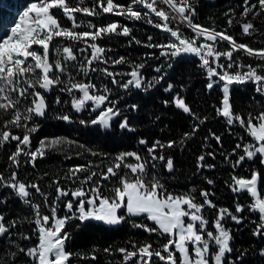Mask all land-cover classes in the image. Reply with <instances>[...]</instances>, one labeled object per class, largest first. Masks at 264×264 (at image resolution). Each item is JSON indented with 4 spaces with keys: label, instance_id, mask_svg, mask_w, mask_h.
Returning <instances> with one entry per match:
<instances>
[{
    "label": "trees",
    "instance_id": "16d2710c",
    "mask_svg": "<svg viewBox=\"0 0 264 264\" xmlns=\"http://www.w3.org/2000/svg\"><path fill=\"white\" fill-rule=\"evenodd\" d=\"M35 1L37 0H0V38L6 36L14 25L17 13ZM67 2L72 7L92 8L97 6L99 0H67ZM113 2L125 7L132 5L141 13L148 11L142 5H133L132 0H113ZM191 3L195 8L193 23L210 29L215 28L218 32H226L238 44H245L255 50L264 49V12L259 8L258 0H249L250 4H256L257 7L247 16L243 15L247 7L244 0H191ZM160 7L166 8L165 5ZM96 10L100 12L98 7ZM54 14L59 18L62 26L72 27V22L63 15L62 11L54 10ZM74 15L77 23L82 25L76 31H94L95 29L87 27L89 22L96 27L118 23L131 29L130 36L110 34L95 41L106 50L103 56L108 63L94 62L92 68L97 70H89L87 73L80 70V62L87 67L86 59L91 56V49L87 44L63 38L55 39L58 48L71 46L77 57L74 61L63 63L67 71L58 74L61 80L68 81L71 77L74 82L92 83L102 89L107 87L109 93L113 94L112 100L122 107L123 113L114 116L108 128L94 125L91 121L95 119L92 117L98 109L93 110V106L89 105L90 102L80 111L74 109L73 94L78 92L69 94L67 91H62L65 84L61 83L54 86L50 90L51 93L46 94L47 97L52 94L53 101H47L45 117L42 119L34 117L28 122L29 127L37 126V131L31 133V150H35L40 141L46 138L62 137L66 141L74 138L96 152L115 154L130 151L139 154L145 160H150L148 148L159 141L165 147H158L156 154L164 155L166 158L171 157L174 170L169 172L165 167V161L156 160L154 161L156 168L153 169L149 165V173H155L168 192L190 195L195 197V202L198 204L204 203L201 192H208V199L216 207L205 206L203 215L209 221L211 228L221 208L228 209L241 219L240 223L229 217L222 221L232 236L230 247L233 250L227 253L228 264H264V255H261L264 251V235L254 234L260 223L259 214L250 209L254 198L246 191L232 190L233 176L250 179L255 171L260 174L258 191L264 196V166L260 158L256 157L252 160L246 158L239 166L233 167L239 157L244 155L243 147L238 149L236 145L252 143V138L238 122L229 125L223 116L217 114V109L222 107L223 85L220 83L223 82H220L218 77H212L210 80L207 69L202 67L200 57L195 54L182 53L177 57H171L161 55L162 52L169 51L167 49L150 47L149 45H166L174 40L169 33L155 27V24L161 21L154 14L140 20L128 19L126 16L112 13H101L96 16L82 13ZM149 19L153 23H148ZM229 19L233 21L231 26L228 24ZM249 22L253 24L255 31L250 30L251 34L245 35L242 25ZM170 27H179L186 37L194 36L186 23L173 21ZM88 42L92 43L91 40ZM200 42H203V37L198 41ZM78 47L86 51L76 53ZM216 47L221 52L231 48L227 41L218 43ZM52 49L51 44L50 56ZM121 57L124 58V63H113ZM221 59L219 62L224 65L230 62L224 57ZM231 62L234 63V67L228 69L230 73L247 71L246 67H236V64L253 67L264 65V61L248 56L243 49L233 52ZM140 64L144 65L140 73L145 82L151 81L153 77L163 76V79L154 83L152 87L138 89L130 86L124 89L120 84H113L112 78L101 71L107 68L110 72L119 73L116 79L122 84L130 79L126 73ZM160 66L163 68L158 73L155 69ZM210 82H214L211 89L207 87ZM169 85H172V89L167 91ZM256 89L257 85L251 81L234 83L229 88L232 110L245 120L249 113L257 116L264 111V92H258ZM177 95L184 99L185 104L199 119H194L175 106L174 97ZM56 97L59 98V103L56 102ZM26 102H23L25 106H27ZM133 105L136 107L133 108ZM65 115L69 120L60 118ZM205 117L207 119L200 123ZM10 118L11 113L0 114V131L9 130L22 138L24 129L11 126L8 129L4 128V122ZM125 118L129 127L122 129L120 124ZM194 127H197L196 131H193ZM186 133L190 135L186 137ZM216 136L220 137L219 141L215 139ZM141 140L147 143L141 144ZM170 141L175 142L171 148L166 146ZM16 145L17 141L10 140L0 146V175L4 177V180L0 181V215L5 217V225L10 226L11 222L16 221V226L12 227L15 237L0 238V264H33V259L26 255V252L37 245V238L32 239V235L35 237L37 234L34 224L35 214L30 205L25 204L12 188L6 186L5 182H11L12 174L15 172L18 181L26 185L38 184L41 191L48 194L47 206L44 198L37 194L35 189H29L31 195L27 199L39 204L41 213L46 215L47 209L56 202L54 180H59V186L69 190L70 197H72L71 191L76 189L65 186L69 182L66 176L68 169L73 165V160H63L59 155L60 146H57L55 149L47 150L43 158H38L35 167L28 162L30 157L21 155L17 167L10 160V156L16 151ZM201 156L204 157L203 161L198 159ZM209 165L213 167H208ZM209 180L213 183L209 184ZM64 198L66 197H61ZM237 204L244 207L243 212H236ZM57 213L59 215V211ZM122 216L124 219L120 223L112 225L94 220L69 221L66 231L70 239L65 243V250L73 253L70 264H142L139 255L125 261L124 254L118 249L137 251L145 244H151L153 252L160 251L165 255L162 246L167 243V236H161L158 232L149 233L142 227H136V225L154 227L151 221L142 216L126 214ZM25 236L29 239H25ZM21 248L25 251L21 252ZM105 249L110 250L106 252ZM150 264H166V262L153 256Z\"/></svg>",
    "mask_w": 264,
    "mask_h": 264
},
{
    "label": "snow or ice",
    "instance_id": "6c2138e0",
    "mask_svg": "<svg viewBox=\"0 0 264 264\" xmlns=\"http://www.w3.org/2000/svg\"><path fill=\"white\" fill-rule=\"evenodd\" d=\"M133 5H142L148 11L141 13L133 8L132 5L127 7L114 4L113 0H99L96 7L100 9L97 12L96 7H72L67 0H37L31 3L23 14L20 20L14 27L10 29V33L0 38V114L11 113V118L4 122V128L9 126L24 129L23 137L12 134L9 130L0 131V146L5 143L17 141L16 151L10 156V160L17 167L19 166V157L21 155L30 157L29 163L35 167V162L38 158H43L46 151L55 149L63 143H70L65 138L59 137L54 139L41 140L39 146L35 150H31V133L37 131V126L29 127L28 122L34 117H43L46 115L47 103L41 89L44 92L50 91L54 86L61 83L65 84L62 91H67L69 94L74 91L81 93L78 98L74 97L72 106L77 111H80L88 106L91 102L95 109H99V115L91 121L94 125H100L104 128L110 126V121L114 116L120 115L119 110L112 106H105L109 100V89H103L104 94H96L99 90L92 83L74 82L70 77L68 81H62L60 75L64 74L67 69L59 61L50 62V45L56 38H63L72 42H84L91 49V56L86 59L87 67L81 65V71L87 73L89 70L96 71L92 68L94 62L108 63L104 59L103 54L105 49L99 46L95 41L103 39L104 36L110 34L130 36L131 29L127 26H121L118 23H110L106 26L96 27L92 23H88L89 29L94 31H76L82 25L77 23L75 13H82L87 16H96L101 13H112L118 16H126L128 19L140 20L154 14L158 17L161 23H156L155 27L162 29L170 34L173 41L166 45H149L150 47H160L169 51L162 52L161 55H169L177 57L182 53H191L200 57L202 67L207 69V74L211 80L212 77H218L220 82H223V99L222 107L217 109V114L223 116L229 125L238 122L245 129L247 134L252 138L253 143L237 144L236 148L243 147L244 155H241L233 167L239 166L246 158L252 160L259 157L261 163H264V111L257 116L249 113L247 120L241 115L234 113L229 98V88L234 83L241 84L251 81L257 85L258 92H264V65H240L236 67H246V72L230 73L228 69L234 67L231 62L233 52L243 49L248 56H254L259 60L264 61V49L255 50L245 44H238L234 38L226 32H218L215 28H207L202 25L193 23L195 16V8L191 0H132ZM245 7L243 15L247 16L257 7L256 4H250L249 0H244ZM261 12H264V0H258ZM165 5V7H160ZM54 10H60L63 15L72 22V27H64L60 23L59 18L54 14ZM259 13H257L258 15ZM179 21L181 24L187 25L192 30L194 36L186 37L179 27H170V23ZM148 23H153L151 19ZM232 19H229L228 24L231 26ZM121 29L117 31V29ZM242 30L245 35H250L255 28L252 23L242 25ZM203 37V42L198 43ZM151 40V37H149ZM91 40L92 43L88 41ZM227 41L231 48L227 51H219L216 45L220 42ZM211 42V43H209ZM139 43V41H137ZM36 46V47H34ZM37 48L42 49L38 51ZM81 52L86 49H80ZM60 54V50H57ZM63 59L65 61H74L77 59L71 46H65L62 49ZM224 57L230 61L227 65L220 63V58ZM124 58L113 61L115 64L124 63ZM215 64V67H213ZM143 64L136 65L133 70L126 73L130 77L126 82L120 83L116 76L119 73H113L105 69H101L107 76L112 78L113 84H120V87L128 89L130 86L135 88L152 87L154 83L163 79V76L153 77L151 81L145 82L144 77L140 73ZM171 67V65H169ZM163 66L157 67L156 72H161ZM220 69V71H217ZM214 82H210L207 87L211 89ZM172 89L169 85L167 91ZM31 90V91H30ZM27 101V106L24 105ZM57 98V103H59ZM175 106L183 112L188 113L194 119H199L193 113L189 106L185 104L182 97L177 95L174 97ZM111 103V102H110ZM167 103V102H165ZM133 108L136 106L133 105ZM63 120H69L67 115L60 117ZM200 120V123H203ZM84 123V121H81ZM122 129L129 127L128 121L125 118L120 124ZM131 130V129H130ZM197 127L193 128L196 131ZM186 133L185 136H189ZM215 139L219 141L220 137ZM141 144H146L144 140ZM175 142L170 141L166 146L171 148ZM163 148L165 145L157 141L152 147L148 148L150 160H145L135 152L121 153L116 158L114 163L107 167L106 172H101L100 179L93 182V178L97 176L96 172L90 174L80 180L81 187L71 191L73 200H69L65 204V208L71 215L60 217L57 215V207L51 205V215H43L40 211V205L32 203L27 199L31 193L29 189H35V192L44 198L47 206L48 194L41 191L38 184H28L17 180L14 172L11 177V182H5L7 187L12 188L16 194L29 204L35 214L34 224L38 233V244L35 247L29 248L26 255L33 258L36 264H70V259L73 253L65 250V243L70 239L69 233L66 231V225L69 221L76 219L79 221L96 220L102 221L105 224H118L124 217L118 215L119 210H126L129 216L144 217L148 221L153 222L154 227L147 225H136L142 227L146 232L159 233L161 236H167L168 240L163 247V252L167 255H162L160 251L153 252L151 244H145L137 251H128L127 249H118L124 254V260L129 261L133 257L139 255L142 264H150L153 256L165 261L166 264H177V253L179 254V264H227L225 260L226 253L232 252L230 241L232 239L230 230L226 229L222 221L229 217L236 223H240L241 219L233 215L228 209H219L217 218L212 222V227L215 232L208 230L209 221L203 215L205 206L215 208L209 199V193L202 191L204 203L198 204L195 202V197L187 194H173L168 192L160 178L155 174L149 173V165L155 169L154 161H165V167L169 172L174 170V164L171 157L166 158L164 155H157L156 149ZM235 152V149L233 150ZM96 153H93L95 155ZM133 158L136 163L126 162V158ZM200 161L204 160L201 156ZM203 166V165H200ZM208 167H213L209 165ZM121 168L127 169L121 175ZM88 171L87 168L79 166L69 169L66 176L68 179H80L77 175L80 172ZM118 177V184L113 186L110 191L111 196L102 194L101 181H107L111 178ZM260 174L253 172L251 178H243L233 176L232 190L234 192L246 191L254 198V203L250 205L252 211L259 213L260 223L254 232L255 235H264L261 229H264V198L258 191V181ZM4 177L0 175V181ZM56 185V201L61 197H67L69 190L59 186V180H54ZM93 183V186L85 189L83 185ZM209 184L213 181L209 180ZM75 205V210H74ZM236 212L244 211V207L240 204L236 205ZM187 218V221H186ZM11 227L16 226V221L11 222ZM9 228L5 226V217L0 215V236L8 233ZM29 239L28 236L24 237ZM213 245L215 247H213ZM135 247V246H134ZM110 249H105L108 252ZM21 252L25 251L20 249ZM264 255V251L261 252Z\"/></svg>",
    "mask_w": 264,
    "mask_h": 264
},
{
    "label": "rangeland",
    "instance_id": "374dc122",
    "mask_svg": "<svg viewBox=\"0 0 264 264\" xmlns=\"http://www.w3.org/2000/svg\"><path fill=\"white\" fill-rule=\"evenodd\" d=\"M35 2H37V1H35ZM27 7H23V9L18 13L17 18L15 19V25H16V23L19 22L20 16L23 14V12L26 10ZM52 46H53V49L51 50L52 56L49 57L50 62H55L57 60H59L62 64L67 63V62H71V61H65L63 59V53H62L63 48H58L56 46V40L55 39L52 42ZM34 47H36V46H34ZM58 49L60 50V54H58V52H57ZM80 49H82V48L78 47L76 53H80L81 52ZM37 50L42 52V49L37 48ZM220 60H222V59L220 58ZM81 64H82V62H80V67H81ZM213 67H215V64H213ZM56 74L58 75L59 73H56ZM220 84L223 85V83H220ZM96 89L99 90L96 94H104L103 89L101 87H96ZM37 90L41 91V93L44 95V97H45V99H47V101H49V102H50V100L53 101V95L52 94L50 97L46 96V94L51 93L50 91L44 92L41 89H37ZM73 95H74V97L78 98L82 94L78 92V93L73 94ZM112 96H113V94L108 93L109 100L106 101L105 106H112V104L114 103V101L112 100ZM26 103H28V102H26ZM89 105L93 106L92 109L95 108V106L91 102ZM114 105H115V108L119 110L120 115H122V113H123L122 107L118 106L117 103H114ZM99 111L100 110L98 109V112L92 118L96 119V117L99 115ZM87 112H89V110ZM77 119L78 118L76 117L75 120H77ZM68 141L70 143L66 142V143L59 145L60 146L59 155L61 156V158L63 160H65V159L73 160V165L69 169H73V168H76L79 166H83V167L88 169V171L80 172L77 174L80 177V179H69V182H67L65 185L66 187H69V188L81 187L80 180H82L84 177L88 176L90 174V172H96L97 173V176L93 178V182L96 180H99L100 179L99 174L101 172H106L107 167L110 166L112 163H114L115 158L119 154L127 153V152H119V153L114 154V153L96 152V151L88 148L87 146H84L82 141H76V140H74V138H71ZM252 143H253V141H252ZM93 153H96V154L93 155ZM126 162L136 163V161L131 157L126 158ZM263 166H264V163H263ZM69 169H68V173H69ZM127 171H128L127 169L121 168L120 173H121V175H123V173L127 172ZM101 184L103 185V187L101 189L102 194L105 196H111L112 192L110 191V189L113 186L118 184V177L111 178L110 180H107V181H101ZM92 186H93V183L83 185V187L85 189H88ZM262 198H264V196H262ZM69 200H73V197H70V195H68L64 199H60L59 201L54 202V204L56 205V207L59 211V215L57 213L58 216L63 217L65 215H68V212L65 208V204ZM253 203H254V199H253ZM74 210H75V205H74ZM46 213H47L46 215L50 216L51 215V208L47 209ZM124 214L127 215L126 210H124V209L119 210L118 215L122 216ZM94 221H96V220H94ZM186 221H187V218H186ZM96 222H102V221H96ZM5 226L9 228V234L6 236H8L9 238H14L15 235L13 234L12 227L8 226V225H5ZM208 230L215 232V229L211 228L210 224L208 226ZM262 231L264 232V229H262ZM36 238H37V244H38V233L35 235V237L32 235V239H36ZM213 247H215V246L213 245ZM166 255H167V253H165V256ZM225 260L227 261V253L225 256ZM33 264H36V261L34 259H33ZM177 264H179V254L178 253H177ZM210 264H212L211 259H210ZM227 264H228V262H227Z\"/></svg>",
    "mask_w": 264,
    "mask_h": 264
},
{
    "label": "water",
    "instance_id": "95a60500",
    "mask_svg": "<svg viewBox=\"0 0 264 264\" xmlns=\"http://www.w3.org/2000/svg\"><path fill=\"white\" fill-rule=\"evenodd\" d=\"M43 117H44V116H43ZM43 117H39V118H43ZM7 234H8V233H6V234L0 236V238H3V237L6 236Z\"/></svg>",
    "mask_w": 264,
    "mask_h": 264
}]
</instances>
